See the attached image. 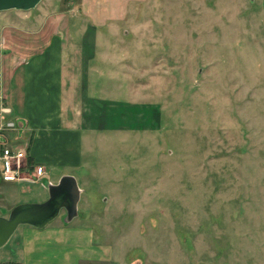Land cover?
Listing matches in <instances>:
<instances>
[{"label":"rangeland","instance_id":"rangeland-1","mask_svg":"<svg viewBox=\"0 0 264 264\" xmlns=\"http://www.w3.org/2000/svg\"><path fill=\"white\" fill-rule=\"evenodd\" d=\"M6 13L15 10L0 12V29L49 20L65 31L69 18L76 38L95 29L87 39L97 36L98 68L112 77L95 76L92 95L140 112L128 131L84 133L83 164L67 174L82 189L78 217L21 225L0 263L76 264L88 253L97 259L79 264H264V0H42ZM2 105L0 156L25 146ZM29 157L11 168L36 180ZM5 172L0 157V215L49 199L42 181ZM60 227L81 232L79 244L57 251L28 237L25 251L23 231ZM69 250L73 261L61 257Z\"/></svg>","mask_w":264,"mask_h":264},{"label":"crops","instance_id":"crops-1","mask_svg":"<svg viewBox=\"0 0 264 264\" xmlns=\"http://www.w3.org/2000/svg\"><path fill=\"white\" fill-rule=\"evenodd\" d=\"M24 12L28 11L6 13L5 19ZM48 21L32 29L4 21L0 29V94L7 98L6 103L12 109L8 119L24 123L15 138L16 141H25V146L19 148L27 152L30 143L29 156L46 172L36 183L56 184L69 174L70 169L82 166L84 133L92 130L128 131L130 111L137 114L140 109L137 103L130 106L129 103L92 95V79L109 75L98 68L97 36L94 35L93 42L87 39L89 32L95 29L88 27L81 40V36L76 38L72 34L71 18L65 31L62 23ZM0 141L7 145L4 136ZM55 168L64 172L56 173L55 179L49 180ZM20 236L25 251L29 249L28 237L40 243L49 240L58 251L66 245L79 244L81 232L60 227L40 233L23 231ZM90 243L85 241L86 246ZM39 247H36L38 252ZM61 252L65 253L66 249ZM68 252L61 257L72 260V250ZM27 259L25 256L20 262L28 264ZM85 259L95 260L97 257L87 253L79 256L75 263ZM32 264L42 263L35 261ZM65 264L74 262L66 260Z\"/></svg>","mask_w":264,"mask_h":264},{"label":"water","instance_id":"water-1","mask_svg":"<svg viewBox=\"0 0 264 264\" xmlns=\"http://www.w3.org/2000/svg\"><path fill=\"white\" fill-rule=\"evenodd\" d=\"M42 0H0V12L9 10L30 11ZM18 126L24 127L19 121ZM49 199L42 203H25L15 206L9 214L0 215V248L6 246L21 225L43 229L54 221L64 210L65 223H71L78 217V205L82 189L72 175H64L58 183L46 182Z\"/></svg>","mask_w":264,"mask_h":264},{"label":"built area","instance_id":"built-area-1","mask_svg":"<svg viewBox=\"0 0 264 264\" xmlns=\"http://www.w3.org/2000/svg\"><path fill=\"white\" fill-rule=\"evenodd\" d=\"M0 102L4 105L1 107V112L4 114H9L12 112V109L8 106H6L7 98L4 95H0ZM6 128L9 130H15L17 132H20V127L18 126V123L16 120L10 121L6 123ZM27 152H25L24 149L21 150H14L12 148H6L3 150L2 155L0 156L2 160L5 161L6 165V172L4 173V178L8 181H17V182H23V181H28L32 183H36L38 180H40L44 176V168L42 166H36V180L28 179V178H23L20 176L21 168L14 169L11 168V163L13 160L16 158H21L22 156H25Z\"/></svg>","mask_w":264,"mask_h":264},{"label":"trees","instance_id":"trees-1","mask_svg":"<svg viewBox=\"0 0 264 264\" xmlns=\"http://www.w3.org/2000/svg\"><path fill=\"white\" fill-rule=\"evenodd\" d=\"M29 151H30V143H29V145H28V148H27V153L29 154ZM28 163L32 166L33 164H34V161H33V159L31 158V157H29V159H28ZM0 264H3V263H0ZM6 264H19V263H6Z\"/></svg>","mask_w":264,"mask_h":264}]
</instances>
